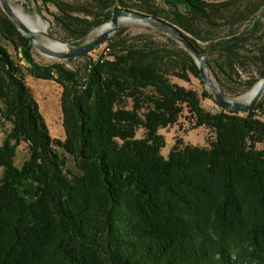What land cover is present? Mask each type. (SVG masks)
I'll list each match as a JSON object with an SVG mask.
<instances>
[{
	"label": "trees",
	"instance_id": "trees-1",
	"mask_svg": "<svg viewBox=\"0 0 264 264\" xmlns=\"http://www.w3.org/2000/svg\"><path fill=\"white\" fill-rule=\"evenodd\" d=\"M32 1L75 45L117 4L130 9L125 0ZM159 1L135 4L187 34L217 81L243 90L264 76V0ZM149 28L165 41L120 29L97 58L41 63L0 4V264H264V99L230 110L205 87L200 95L173 82H202L199 66ZM253 69L258 77L242 81ZM26 74L62 87L64 139L51 136ZM185 112L214 139H178L165 157L159 129ZM23 142L30 156L18 167Z\"/></svg>",
	"mask_w": 264,
	"mask_h": 264
},
{
	"label": "rangeland",
	"instance_id": "rangeland-1",
	"mask_svg": "<svg viewBox=\"0 0 264 264\" xmlns=\"http://www.w3.org/2000/svg\"><path fill=\"white\" fill-rule=\"evenodd\" d=\"M10 3L17 8L22 9L27 15H29L33 20H37L38 18L41 19L43 24H47L46 32L50 33L52 35L61 37L65 39L66 41H69L72 44H75L73 42V39H70L67 37L64 30L56 25L53 21V17L44 10L42 16L37 11V5L32 0H9ZM73 1V0H68ZM130 7L129 10H139V6L135 4V0H125ZM212 2H216V0H208ZM248 0H243V4H247ZM256 1V0H255ZM156 5L158 7H163L164 4H162L159 0H156ZM115 8H122L121 4H117L113 9ZM50 9L52 11H55L56 8L51 5ZM140 11V10H139ZM103 26V25H102ZM102 26L95 28L91 31V33L88 35V37L85 39H92L97 34L101 32ZM150 25H148L146 22H142L139 20H120L118 29H122V36H125L127 38L136 37L139 35H147L151 37V39L160 42L165 41V38L155 32H153L150 28ZM151 27V26H150ZM35 39L46 46H52L56 43L55 40L49 38L46 35L43 34H37L35 35ZM82 44V43H81ZM106 42L101 44L99 47L95 48L93 51L89 53L92 57H99L100 55L104 54L106 50ZM9 49L11 52L15 55V52L11 45H9ZM33 55L36 59V61L41 63H50L53 61H66L63 59H57L55 57H52L46 53L41 52L39 49L34 47ZM78 61L76 62V64ZM22 64H25L24 61H22ZM72 66V65H71ZM210 70V69H209ZM210 75L214 82L218 85V87L225 93V95L228 98L231 99H237L243 101L246 94L250 92L255 85L258 84V82L262 79L258 77L257 71L255 69L248 70V71H241V80H247L250 78L251 75H254L258 77V81L255 83V85L250 89H243L242 90V83L239 81H226L223 83H220L213 77L210 71ZM172 81L175 83H178L179 85L186 86L188 88H192L199 92L200 95H202L204 84L202 82L195 78L194 76H191L190 81H184L177 77H171ZM26 81L27 84L30 86L34 97L36 98L40 111L42 115L44 116L46 123L49 127L50 134L53 138L57 139H64L65 138V131L63 127V114L61 110V93H62V87L54 80H43V79H36L30 74H26ZM224 85V86H223ZM224 88V90L222 89ZM241 90V92H237ZM264 99V92L260 98ZM202 105L212 112H215L219 110V105L216 104L212 99L205 98L202 96ZM189 114L185 112L179 119L178 123L169 126L167 128H161L159 129V133L162 134L165 138L166 145L162 149L163 156L167 157L170 153L171 148L173 145L177 142L178 139H182V142L179 144V146H184L186 144L191 145H200V146H207L209 144V141L214 139V133L209 128H206L204 126L201 127H195L194 122H191L189 119ZM11 126L10 123H7V128L9 129ZM144 135V129H139L137 132V137L141 138ZM5 138V132L4 128L0 126V144L3 142ZM58 151L63 152L61 149ZM29 151H28V145L26 143H21L17 150V156L14 160L15 165L18 167H22L23 163L29 158ZM68 166H73V159L70 155H66ZM254 264H257L254 262Z\"/></svg>",
	"mask_w": 264,
	"mask_h": 264
},
{
	"label": "water",
	"instance_id": "water-1",
	"mask_svg": "<svg viewBox=\"0 0 264 264\" xmlns=\"http://www.w3.org/2000/svg\"><path fill=\"white\" fill-rule=\"evenodd\" d=\"M0 4L3 11L14 21L18 28L25 35H27L31 46L57 59L67 60L70 58H76L94 50L95 48L103 44L113 33L117 31L120 20L128 18L130 20H139L142 22H146L151 27L176 40L186 50H188L199 66L200 77L205 88L211 94L213 99L225 108L237 111H247L257 105L264 92L263 76L262 79L258 82L260 83V89L258 93L249 101L245 102L237 99L228 98L212 79L207 60L202 55V53L195 47V45L189 39L187 34H185L178 26L171 24L163 18L154 15H150L139 10H125L121 8H115L113 10V15L111 19L102 26V28L104 26H107L106 29L101 30V32L97 34L94 38L88 39L82 44L75 45L61 37L47 33L45 30L35 31L31 27L23 24L13 12L9 0H0ZM37 34L46 35L49 38L55 40L56 43L50 47L43 45L35 39V35Z\"/></svg>",
	"mask_w": 264,
	"mask_h": 264
},
{
	"label": "bare ground",
	"instance_id": "bare-ground-1",
	"mask_svg": "<svg viewBox=\"0 0 264 264\" xmlns=\"http://www.w3.org/2000/svg\"><path fill=\"white\" fill-rule=\"evenodd\" d=\"M11 4V3H10ZM11 7L13 9V12L15 13L16 17L25 25L31 27L33 30L35 31H40V30H45L47 29V26L45 24H43V22L41 21L40 18H38L36 21L33 20L29 15H27L22 9L14 7L11 4ZM125 20H130L128 18H126ZM107 26H104L101 30L106 29ZM260 89V83H258L257 85H255L253 87V89L248 92V94H246L245 98L243 101L247 102L250 99H252L259 91Z\"/></svg>",
	"mask_w": 264,
	"mask_h": 264
},
{
	"label": "crops",
	"instance_id": "crops-1",
	"mask_svg": "<svg viewBox=\"0 0 264 264\" xmlns=\"http://www.w3.org/2000/svg\"><path fill=\"white\" fill-rule=\"evenodd\" d=\"M223 1V0H216V2Z\"/></svg>",
	"mask_w": 264,
	"mask_h": 264
}]
</instances>
